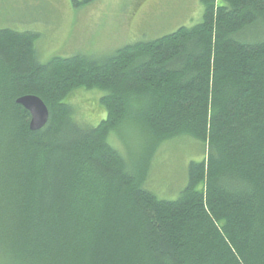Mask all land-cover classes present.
Returning a JSON list of instances; mask_svg holds the SVG:
<instances>
[{
  "label": "trees",
  "instance_id": "obj_1",
  "mask_svg": "<svg viewBox=\"0 0 264 264\" xmlns=\"http://www.w3.org/2000/svg\"><path fill=\"white\" fill-rule=\"evenodd\" d=\"M202 2L201 22L106 57L43 61L36 29L0 28V264H264V0ZM77 89L103 92L98 124ZM25 95L49 109L41 129ZM178 139L206 152L160 197L153 161Z\"/></svg>",
  "mask_w": 264,
  "mask_h": 264
},
{
  "label": "rangeland",
  "instance_id": "obj_2",
  "mask_svg": "<svg viewBox=\"0 0 264 264\" xmlns=\"http://www.w3.org/2000/svg\"><path fill=\"white\" fill-rule=\"evenodd\" d=\"M203 13L202 0H0V28L36 29L43 61L76 53L106 57L127 43L194 26L202 21ZM102 94L73 91L68 99L76 117L98 124L106 116ZM111 140L126 158L139 152L137 140L125 128L119 134L113 132ZM205 152L190 139L162 145L153 161L150 188L160 197H176L186 184L188 163L200 160Z\"/></svg>",
  "mask_w": 264,
  "mask_h": 264
},
{
  "label": "water",
  "instance_id": "obj_3",
  "mask_svg": "<svg viewBox=\"0 0 264 264\" xmlns=\"http://www.w3.org/2000/svg\"><path fill=\"white\" fill-rule=\"evenodd\" d=\"M17 102L30 112V129L35 131L44 127L49 119V109L44 101L36 95L19 97Z\"/></svg>",
  "mask_w": 264,
  "mask_h": 264
},
{
  "label": "bare ground",
  "instance_id": "obj_4",
  "mask_svg": "<svg viewBox=\"0 0 264 264\" xmlns=\"http://www.w3.org/2000/svg\"><path fill=\"white\" fill-rule=\"evenodd\" d=\"M172 196V195H171Z\"/></svg>",
  "mask_w": 264,
  "mask_h": 264
}]
</instances>
